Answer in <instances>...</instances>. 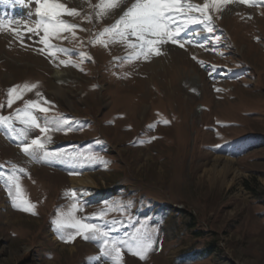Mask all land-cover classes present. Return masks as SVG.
<instances>
[{"label":"rangeland","instance_id":"rangeland-1","mask_svg":"<svg viewBox=\"0 0 264 264\" xmlns=\"http://www.w3.org/2000/svg\"><path fill=\"white\" fill-rule=\"evenodd\" d=\"M61 2L80 11L64 17L79 27L51 41L69 50L52 57L39 51V37L24 33L21 43L11 31L35 27L32 0H0V115L13 116L32 100L69 121L65 131L48 133L47 150L63 157L47 161L21 151L18 120L15 132L0 126V175L13 164L25 169L20 183L36 213L14 208L0 179V264H104L97 242L77 236L65 243L54 231L58 209L73 202L70 190L82 206L77 217L98 214L106 201L127 206L90 220L122 221L112 236L127 238L141 223L155 229L147 258L125 252L123 264H264V7L211 12L219 44L192 25L180 37L185 48L168 43L160 56L128 62L114 59L131 51L125 44L90 43L117 17L97 19L98 0ZM81 52L92 59L81 63ZM69 59L79 67L60 64ZM25 83L37 88L18 89L8 107L9 89ZM37 136L33 129L28 142ZM81 153L103 160L88 162ZM226 162L231 167L222 168ZM85 174L96 188L72 187Z\"/></svg>","mask_w":264,"mask_h":264},{"label":"snow or ice","instance_id":"snow-or-ice-1","mask_svg":"<svg viewBox=\"0 0 264 264\" xmlns=\"http://www.w3.org/2000/svg\"><path fill=\"white\" fill-rule=\"evenodd\" d=\"M18 2L24 3L25 0H18ZM32 2L35 4V16L37 17L35 27L25 24L22 30L11 28L13 34L20 38L21 43L24 42V33H31L39 37L38 42L43 45L39 51L42 53L47 51L49 56L54 57L58 53L68 54V49L56 47L51 41L53 39H67V37H61V33H72L75 36L74 30L79 26L68 23L64 17L80 16V11L75 7H67L61 0H32ZM240 4L264 7V0H203L202 4L193 3L192 0H98V3L94 6L97 19L113 16L117 18L112 24L105 26L102 31L96 34L90 43L93 45L99 43L105 48L112 43L125 44L131 51L126 57H114V59L132 62L143 58L148 61L152 56L162 55V46L168 43L185 48V43L180 38L181 34L186 32L192 25H202L204 32L216 44H219L220 37L214 35L215 27L210 13L213 11L223 12L229 5ZM92 18L91 15L86 16L89 22L92 21ZM11 23L9 21V26ZM0 27L4 26L0 25ZM41 32L43 35H40ZM195 34L200 35L199 32ZM200 46L204 47L203 44ZM79 56L81 63L85 59H92L87 53L83 52L79 53ZM192 58L197 60L196 56ZM198 62L201 66H205L202 61ZM60 64L79 67V65L72 63L71 59L61 60ZM79 70L83 71L82 68ZM20 88L25 91H32L37 88V84L25 83L23 86H12L7 93L8 107H11L20 98L18 93ZM216 91H220V89H216ZM35 94L38 98L44 99V104H50L46 98L42 97L40 92L37 91ZM0 107H3V105H0ZM33 109L44 114L43 121L33 114ZM50 111V107L42 106L38 101L28 100L25 102L24 108L17 109L13 116L0 115V126L7 127L15 132L13 119L18 120L23 125L17 135V138H22V142L18 146L30 159H43L45 161L61 159L63 157L62 153L47 150L46 144L51 141V136L48 133L51 131H65V126L69 125V121L62 115L53 114L49 116ZM159 122L170 123L166 119ZM155 126V124L149 125L150 128H155ZM33 129H38L42 136L32 138L28 142L29 133ZM67 130H71L70 126ZM42 137H46V139H42ZM151 139H156V137ZM79 156L88 162L103 160L98 154L93 153L87 155L81 153ZM21 173H25V169L18 168L13 164L10 173L6 176L0 175V179L4 180L8 195L12 200V206L17 210L35 215V204L26 198L20 183ZM69 195L73 201L69 209L67 211L58 209L56 218L52 221L54 231L59 234L65 243H71L77 236L87 241L97 242L100 248V256L96 259H103L104 264H123L125 252L138 257L140 260H145L154 249L155 229L149 228L146 223H141L139 227L134 229L133 233L122 239L111 235L113 230L118 231L114 226L122 223V221L118 219L105 221V226L90 222L92 219H103L110 211H126L127 206L124 203L106 201L105 208L101 209L98 214L94 213L91 217H77L76 213L82 211V206L78 203V194L75 190H70Z\"/></svg>","mask_w":264,"mask_h":264},{"label":"bare ground","instance_id":"bare-ground-1","mask_svg":"<svg viewBox=\"0 0 264 264\" xmlns=\"http://www.w3.org/2000/svg\"><path fill=\"white\" fill-rule=\"evenodd\" d=\"M59 73L57 72V78H59ZM221 160V159H220ZM225 162V161H224ZM222 163V162H221ZM220 165V164H219ZM231 163L230 162H226V164H224V166L222 168H228L231 167ZM216 168V167H215ZM221 173V172H220ZM93 177V176H92ZM92 177L88 174H85L83 177H75L71 179V185L74 188L77 187H89V188H93L96 186L95 181L92 179ZM96 188V187H95ZM58 239L57 237H55L54 242H56ZM61 246V245H60ZM75 251V247H72L71 252L74 253Z\"/></svg>","mask_w":264,"mask_h":264}]
</instances>
